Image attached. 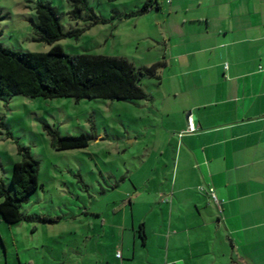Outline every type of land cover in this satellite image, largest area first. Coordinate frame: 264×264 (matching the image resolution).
<instances>
[{
    "label": "crops",
    "instance_id": "1",
    "mask_svg": "<svg viewBox=\"0 0 264 264\" xmlns=\"http://www.w3.org/2000/svg\"><path fill=\"white\" fill-rule=\"evenodd\" d=\"M168 4L163 68L175 86L159 110H177L142 190L151 220L129 215L123 199L87 209L84 245L106 250L118 234L113 264H154L156 252L165 264H264V0ZM90 254L89 264H111Z\"/></svg>",
    "mask_w": 264,
    "mask_h": 264
},
{
    "label": "rangeland",
    "instance_id": "2",
    "mask_svg": "<svg viewBox=\"0 0 264 264\" xmlns=\"http://www.w3.org/2000/svg\"><path fill=\"white\" fill-rule=\"evenodd\" d=\"M147 1L88 0L105 21L92 25L87 14L77 22L71 19L68 0H0V44L16 52L32 53H47L59 45L72 56L126 58L137 68L152 67L165 62L163 33L169 4L159 0L160 11L137 14ZM40 3L58 9L65 33L84 32L53 45L39 41L32 21L38 22L36 7ZM171 74L161 68L160 79L140 77L139 86L149 100L0 97V183L11 188L14 165L23 160L20 149H29L40 163L41 187L23 203L22 213L54 221L9 224L0 213V264H78L83 260L89 264L95 257L91 250L108 254L113 264L115 254L122 255L116 233L106 239V250L95 243L84 245L86 225L92 221L87 219L86 210L106 213L112 210L109 204L123 199L129 215L134 210L138 219L151 220V205L142 190L164 144L165 129L173 122L166 115L177 110L171 107L165 115L159 110L165 90L175 86ZM160 81H165V88ZM49 127L61 135L86 133L95 139L88 148L57 151ZM137 192L141 194L137 196ZM139 228L137 225V231ZM98 230L96 226V234ZM137 239L142 241L140 236ZM122 251L126 256L124 247ZM154 256L155 260H150L154 264H165L157 252ZM147 257L140 251V263Z\"/></svg>",
    "mask_w": 264,
    "mask_h": 264
},
{
    "label": "trees",
    "instance_id": "3",
    "mask_svg": "<svg viewBox=\"0 0 264 264\" xmlns=\"http://www.w3.org/2000/svg\"><path fill=\"white\" fill-rule=\"evenodd\" d=\"M72 5L70 17L80 21L84 14L90 16L92 25L105 22L99 18L88 0H68ZM159 0H148L137 14L144 15L152 9H160ZM38 22L32 21L39 41L55 44L62 39L81 34L84 30L65 33L59 11L50 3L36 7ZM165 66L160 62L152 67L137 68L126 58L95 55L72 56L61 46H54L47 53L16 52L0 44V97L25 96L29 98H73L105 100H148L149 96L139 86L141 76L160 79L159 72ZM57 151L84 149L90 146L94 136L61 135L58 130L48 128ZM23 157L13 168L11 188L0 183V213L9 224L24 220L52 222L46 218L25 216L23 203L41 187L38 176L40 163L29 149L21 148Z\"/></svg>",
    "mask_w": 264,
    "mask_h": 264
},
{
    "label": "built area",
    "instance_id": "4",
    "mask_svg": "<svg viewBox=\"0 0 264 264\" xmlns=\"http://www.w3.org/2000/svg\"><path fill=\"white\" fill-rule=\"evenodd\" d=\"M190 131H195V128H191ZM203 190H205L204 188H202ZM209 194L211 195L213 202L220 208V210L222 211V202L218 199L217 195L215 194L213 189H209L208 190ZM118 257L121 258L122 255L119 253Z\"/></svg>",
    "mask_w": 264,
    "mask_h": 264
}]
</instances>
